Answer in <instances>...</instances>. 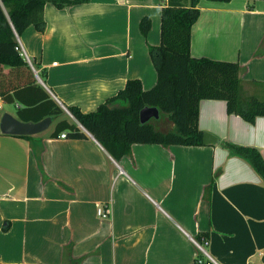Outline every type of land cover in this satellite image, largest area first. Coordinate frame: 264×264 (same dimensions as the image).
Instances as JSON below:
<instances>
[{"label": "crops", "instance_id": "crops-1", "mask_svg": "<svg viewBox=\"0 0 264 264\" xmlns=\"http://www.w3.org/2000/svg\"><path fill=\"white\" fill-rule=\"evenodd\" d=\"M198 8L190 54L237 62L242 93L264 100V0ZM160 9V0L46 2L44 29L30 25L17 38L37 84L63 110L89 112L127 79L155 84L148 46L159 43ZM20 106L0 98V116L20 119ZM63 118L30 138L0 132V264H264V182L223 146L255 147L264 159V115L248 122L224 100L202 99L198 126L219 143H133L118 161L86 130L50 136ZM196 235L206 237L203 251Z\"/></svg>", "mask_w": 264, "mask_h": 264}, {"label": "trees", "instance_id": "trees-1", "mask_svg": "<svg viewBox=\"0 0 264 264\" xmlns=\"http://www.w3.org/2000/svg\"><path fill=\"white\" fill-rule=\"evenodd\" d=\"M87 1L0 0V98L21 104L16 110L21 120L38 121L46 116L54 119L65 114L37 84L30 65L16 49V37L30 25L39 31L44 29L42 11L46 2L62 9ZM199 2L160 0L159 43L148 46L156 71V82L151 88L143 89L139 79H127L115 95L93 111L82 112L75 105L66 106L74 120H58L50 136L64 132L69 138H87L84 128L118 161L130 153L133 143L203 145V130L198 126L202 99L224 100L228 114L239 115L248 122L264 115V100L242 93L237 62L190 54L191 28L199 14ZM139 27L141 34L146 36L150 19L142 17ZM145 106L156 107L159 117L165 115L171 127L161 130L150 120L140 123L139 111ZM223 146L245 159L264 182V159L257 148L229 142H224ZM202 236H195L200 244L206 238ZM203 262L212 264L209 259Z\"/></svg>", "mask_w": 264, "mask_h": 264}, {"label": "water", "instance_id": "water-1", "mask_svg": "<svg viewBox=\"0 0 264 264\" xmlns=\"http://www.w3.org/2000/svg\"><path fill=\"white\" fill-rule=\"evenodd\" d=\"M32 68L37 79L38 75L34 68ZM64 110L72 117L67 108L64 107ZM159 117V110L156 107L145 106L139 111V122L145 123L151 118L157 119ZM52 122V118L50 116H46L38 121H22L10 113L4 112L0 116V132L3 134H11V135H33L39 133L48 128L50 123ZM83 130H85L83 128ZM219 138L213 135L210 132L203 131L202 132V143L210 144V143H219Z\"/></svg>", "mask_w": 264, "mask_h": 264}, {"label": "built area", "instance_id": "built-area-1", "mask_svg": "<svg viewBox=\"0 0 264 264\" xmlns=\"http://www.w3.org/2000/svg\"><path fill=\"white\" fill-rule=\"evenodd\" d=\"M17 38V37H16ZM17 41H18V38H17ZM17 50H19L20 54L25 58V60L28 62V64L30 63L29 62V59L26 55V52L25 50L23 49L22 45L19 43L18 41V46L16 47ZM59 137L61 138H65L66 137V134L64 132H61L59 134ZM96 212L98 215L104 217L106 216V214L108 213V209L107 210H104L102 206L98 205L96 207ZM192 241L194 242V244L198 247V249H200L201 251H203V246L207 243L206 241H203L202 244H200L199 242H197L196 240L192 239ZM198 263H201V259H198L197 260Z\"/></svg>", "mask_w": 264, "mask_h": 264}, {"label": "rangeland", "instance_id": "rangeland-1", "mask_svg": "<svg viewBox=\"0 0 264 264\" xmlns=\"http://www.w3.org/2000/svg\"><path fill=\"white\" fill-rule=\"evenodd\" d=\"M3 109H10L11 110L10 105L8 103H3ZM64 114L68 117V119H71L70 115L67 112L64 111ZM155 120H157V119H154V118L152 119V121H155ZM152 123L156 127L165 128V126H167L169 122H168L167 118H165V116L163 115V116H160L158 122H152Z\"/></svg>", "mask_w": 264, "mask_h": 264}]
</instances>
